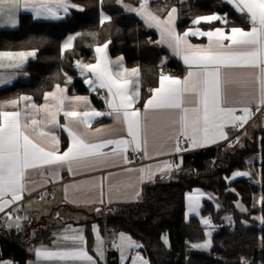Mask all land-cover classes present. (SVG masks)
Instances as JSON below:
<instances>
[{"label":"snow or ice","instance_id":"obj_1","mask_svg":"<svg viewBox=\"0 0 264 264\" xmlns=\"http://www.w3.org/2000/svg\"><path fill=\"white\" fill-rule=\"evenodd\" d=\"M103 3V0H100ZM121 7L139 16L150 28L158 30L159 44L166 46L174 56L182 59L188 67L183 78L161 74L159 86L151 89V97L144 103L143 111L136 107L139 103V69H127L122 59L116 61L117 67L107 54L110 41L95 48L96 63L75 62V67L83 77L90 90L99 93L106 90L102 97L109 109L102 113L95 109L77 110L76 104L85 102L90 105L86 96L67 95V88L55 85V91L45 93L44 104L38 106L32 97L21 96L8 102L15 110H4L0 106V213L12 208L23 200L28 191V174L35 169L66 168L73 173L76 168H96L111 157H119L124 163H131L127 155L129 149L140 153L148 159L149 135L152 122L163 119L174 135H168V140L175 141L174 153L187 151L180 144L183 138L185 145L192 148L207 147L220 141L228 140L226 129L243 128L254 115L253 108L230 106L226 98L227 75L224 69L244 68L257 70L259 97L255 111L264 107V0H225L234 11L243 16L250 25L248 29L239 26L227 27L230 23L227 13H214L196 16L192 20L194 26L201 23L213 24L220 22L222 27L203 30L200 27H190L183 32L178 31L176 21L178 9L171 7L166 17L161 18L150 10V0H140L138 8L124 5ZM78 6L72 0H0V28L17 27L21 11L30 12L36 19L59 20L66 16L70 8ZM83 10V9H79ZM112 17L101 15V24L111 21ZM79 35V34H77ZM206 38V44H192L189 37ZM76 35L69 36L62 45V54L73 48ZM36 51H0V70L22 69L28 59L34 58ZM15 73L4 74L0 71V86L10 84ZM68 77V82H71ZM71 105L65 108V104ZM242 115H237V112ZM63 115L68 123L61 124L58 117ZM109 116L122 121L126 127L127 137L107 139L100 142H90L85 139L86 133L78 132L73 125H83L90 128L95 117ZM46 121V125L42 123ZM40 132L42 136H52V147L46 148L29 135L27 129ZM51 126V127H48ZM48 128L45 131V128ZM52 128L66 131L70 144L66 151H59L60 140L52 132ZM100 131V129H97ZM238 139V138H237ZM111 151H105V149ZM157 155L166 153L158 151ZM171 154V153H169ZM180 165L165 161L155 168H141L138 171L142 178L151 181L156 172L167 171L169 174L179 170ZM126 171H137L128 168ZM44 174L43 172L41 173ZM52 177L58 172L52 171ZM247 171H237L233 178L250 177ZM9 197V198H6ZM43 198V194H42ZM207 198L204 192L197 189L186 194L187 210L190 215L201 216L202 200ZM103 203V199L100 200ZM264 206V195L259 198ZM238 207L240 205H237ZM219 208V205H217ZM100 211L99 208L96 209ZM247 211V209H242ZM18 209L7 212L11 219ZM27 217L15 215V221L6 227L22 229ZM264 224V216L257 217ZM202 223L212 228L210 217L201 216ZM95 248H88V240L84 229L66 226L59 239L71 243V247L56 250L43 245L35 249L37 261H49L53 264H103L106 255V241L101 236L98 226H94ZM211 231L208 235L211 237ZM111 247L118 250L121 264L129 260V251L142 247L130 235L121 232L118 239L111 242ZM193 248L209 249L211 239L203 244H193ZM130 264H150L139 252L131 258Z\"/></svg>","mask_w":264,"mask_h":264},{"label":"trees","instance_id":"obj_2","mask_svg":"<svg viewBox=\"0 0 264 264\" xmlns=\"http://www.w3.org/2000/svg\"><path fill=\"white\" fill-rule=\"evenodd\" d=\"M119 1L103 0L101 4L100 0H72L78 7L62 21H35L25 14L21 15L17 29L0 31L1 51H36L24 75L1 89L0 98L25 94L39 104L45 93L57 84L64 85L68 77L73 79L69 86L71 93H86L75 61L92 58L95 47L109 41L111 56H122L128 67L139 68L142 101L147 98L149 88L157 87L164 70L181 75L183 66L178 60L171 58L164 62L169 53L156 45L157 34L147 30L136 15L128 14ZM122 1L139 4V0ZM160 3L166 10L173 6L178 9L180 32L194 17L214 13H227L232 20L229 25L242 23L222 0H160ZM102 11L112 17L111 21L101 24ZM71 34L77 36L75 44L62 54V42ZM259 145L260 184L245 178L228 182L233 172L244 170L248 156L258 151ZM178 163L180 168L174 180L147 186L140 201L111 206L106 219H99L102 231L131 235L141 243L150 264H264V224L257 219L264 216V206L258 201L264 195V123L261 133L253 128L237 146L226 144L198 151L182 156ZM194 188L214 195L219 205L216 209L213 203L205 201L201 216L210 217L216 224L229 225L214 233L209 253L192 247L206 240V229L200 219L185 218V194ZM240 204L243 207L237 206ZM86 236L88 247L92 248L94 236L90 224ZM51 241V231L43 221L26 222L22 229H17L6 227L0 218V262L26 264L30 247Z\"/></svg>","mask_w":264,"mask_h":264},{"label":"crops","instance_id":"obj_3","mask_svg":"<svg viewBox=\"0 0 264 264\" xmlns=\"http://www.w3.org/2000/svg\"><path fill=\"white\" fill-rule=\"evenodd\" d=\"M222 1L225 3V0H222ZM139 4H140V0H139ZM152 8H155L158 12H154L151 8L150 10L156 15L160 16L161 18L166 17L168 11L170 10V9L166 10V7L160 3V0H154L152 3ZM73 9L75 8H70L69 14L66 16L61 12V16L63 18L59 20H50V19H42V18L36 19L34 18V15L32 13L21 11L18 17L19 23L17 27L0 28V31L17 29L20 24L21 15H25V14L30 15L35 21H62L71 14ZM231 9L234 11L232 7ZM235 14L238 15L242 23L238 25L228 24L227 27L239 26V27L248 29L250 25L246 22L245 18L237 14L236 12ZM137 17L142 21V19L139 16ZM177 23H178V19L176 21V26H177ZM217 23L218 22H215L211 25L201 23V25L199 26H194L191 23L186 29L190 27H200L203 30H209L210 28L224 26L220 22L219 24ZM144 25L147 26L145 23ZM150 30H152L153 32L157 34L156 42L157 44H159L158 41L160 39V36H159L158 30L154 28H150ZM72 35H75V34H71L69 36H72ZM69 36H67L63 40L62 45ZM75 41H73V46L75 44ZM189 41L192 44H206L207 43L206 38H201V37L190 36ZM102 45H98V46H102ZM159 45L161 46V48H164L165 50H167L169 55H171L172 58L178 60L183 66V73L181 75L171 73L167 70H164L162 74L173 76V77H180V78L185 77L188 72V67L183 63L182 59L178 56H174L172 52L166 46L161 45V44ZM109 46H110V43H109ZM107 54L110 60L113 62L112 66L115 69L117 67L115 62L123 57L122 56H115V57L111 56L109 54V47L107 49ZM32 59L34 58L30 57L22 69L0 70V71H3L4 74L15 73V78L13 79V81L10 84L0 86V90L5 87L11 86L19 77L23 76L25 73V69L28 66V63ZM76 61H80L86 64L96 63L97 62L96 52H94V56L92 58L83 57V58L76 59ZM164 62H168V61H164ZM122 63H123V66L127 69H133V68L139 69L138 67H128L124 59H122ZM76 70L78 73V77L84 82L83 77L80 76L77 68ZM224 72L226 73L227 80H228V83L226 84L227 103L230 106H235L237 108H241L244 106L251 107L252 105L256 104V101L258 100V97H259V85H258L257 78H256L257 70L244 69V68H233V69H224ZM72 81L73 79H71V82H68L67 80V82L64 85H60L61 87L67 88L68 90L67 95L86 96L89 98V101H90V105L85 102L77 103L76 104L77 110H87V109L92 108L102 113L109 111L106 103L102 99V97L106 95V90L101 89L99 90V93L93 92L90 90L89 86L84 82V84L87 87L86 93H83V94L71 93L69 91V86L72 83ZM158 86H159V83L157 87ZM139 88H140V98H139V103L136 105V107L140 108L143 111V105L151 97L152 92L149 91V89H151L149 88L147 98L144 101L141 100L142 95H143V86H142V77H141L140 70H139ZM53 91H55V88L49 92H53ZM21 96H29V95L23 94V95L13 96L9 98H0V106H3L4 110H8V111L15 110L12 107L8 106V102L14 99H18ZM95 97L97 100L95 99ZM97 101L99 103H97ZM44 102L45 101L43 99L41 103L39 104L36 102L35 103L38 106H40V105H43ZM69 107H71V105L66 103L65 108H69ZM58 119L61 124L68 123L66 119L63 117V115H60ZM42 123L46 125L47 122L42 121ZM48 127H51V126H48ZM73 127L80 133H86L85 139H87L90 142H100V141L107 140V139L127 137V131H126V127L124 123L122 121L116 120L114 117H109V116L95 117L91 123L90 128H85L83 125H73ZM253 128L254 126L250 128L249 133L253 130ZM97 129H100V131H97ZM227 129H226V132H227V135L229 136V132ZM44 130L47 131L48 128L46 127ZM27 131L29 135L31 136V138L34 139L35 141L43 144V146H45L46 148L50 149L52 147L53 141H52L51 135L42 136L40 135L39 131L33 133L31 126H29ZM52 132L55 136L59 137V140H60L59 151L61 153L63 151H66L70 144V140H69V137L66 131L60 128H52ZM168 135H174V133L172 132L171 128L166 124V122L163 119L157 118L155 121L152 122V129L149 135V148H148V154L152 156V159H148L143 156V163L139 165L131 166L128 163L127 164L124 163L119 157H111L104 164L98 165L96 168H76L73 173H69L66 170V168H57V169L46 168V169L30 170L28 174V189L29 190L25 192L23 200L18 201L16 204L12 206V208L6 209L5 213H0V218L2 219L5 225L13 223L15 221V215H19L21 217L28 218L26 221H23V223L32 222V221L33 222L43 221L45 228L51 231V234H52L51 243L39 244L35 247H30L28 249L29 255H28V260L26 264H53V262H49V261H37L35 257V249L37 247H40L41 245L49 249H52V250L65 248V247H71L72 245L70 242H66L62 239H59L57 234L62 233L65 230L66 226H70L71 228L82 227L86 235V228L88 224H90L92 232H93V236H94L93 246L92 248H89V247L88 248L90 250H93L95 248V232L93 231V229H94V226H98L101 236L106 241V255H105V260L103 261V264H113V263L121 264L120 254L118 250L111 247V242L114 240H117L118 234L121 232H114V231H109V230L102 231L101 225L99 223V219L100 218L104 220L106 219V214L109 212V208L111 206L128 204V203L140 201L143 196L144 190L147 186L154 185L159 182L172 181L175 179L178 170H174L170 174L167 171L156 172L151 181H148L146 177L142 178V174L138 171L141 168H148L149 166H152V168H155L158 165H163L165 161H168L174 164L173 157L177 155L174 153L175 141L168 140L167 138ZM226 142L227 140H223V141L218 142L217 144L210 145L207 147L193 148V150L195 153V152L203 151L209 148L226 145ZM105 151H111V149L110 148L105 149ZM129 151H132V150L129 149ZM158 151L166 153V154L157 155L156 153ZM177 164L179 165V163ZM128 168L135 169L137 171H131V172L126 171V169ZM256 169L257 170H254L253 173L250 170H245V169L238 170V171L250 172L251 173L250 177L233 178L234 173L237 172L235 171L231 174L230 177L227 178V181L233 182L241 178H245L249 180V178H253V175L256 176L257 172L259 174L258 177L260 179V173H259L260 167L256 166ZM52 171L58 172V176L52 177L50 175ZM42 172L44 173L43 175L41 174ZM257 182H258L257 184H260V180H257ZM197 189L204 192L207 196L213 197V199L211 200H208L207 198L203 199L202 200L203 206H204L205 201H209L215 205L216 209H219L217 208L218 203L216 202V197L214 195L210 193H206L201 188H194L193 190L189 192H194ZM41 190H46L47 192H51V191L54 192V199L52 201H47V200L45 201V199L40 198L39 192ZM186 194H185L186 221H189L192 217H196V218H199L202 223L201 216H196L194 214L190 215L188 213ZM6 198H9V197H6ZM101 199H103V203H100ZM97 208L100 209L99 212H97L96 210ZM14 209H18V211L15 213V215L11 219H9L7 217V212L13 211ZM202 225L204 224L202 223ZM209 231L211 230H206V240L204 242L211 239V247L207 250L200 249V248H194V249H197L205 253L210 252L213 246L212 239H213L214 234L211 231L212 234H211V237H209L208 235ZM125 234L129 235L128 233H125ZM134 240L141 245L139 241H137L136 239ZM204 242L198 243V244H203ZM137 251L144 259L148 260V258L142 252V247H141L139 249L129 251V260L126 261L125 264H130L131 258L136 255ZM0 264H13V263L10 261H2L0 262Z\"/></svg>","mask_w":264,"mask_h":264},{"label":"built area","instance_id":"obj_4","mask_svg":"<svg viewBox=\"0 0 264 264\" xmlns=\"http://www.w3.org/2000/svg\"><path fill=\"white\" fill-rule=\"evenodd\" d=\"M228 19H229L230 22L232 21L231 18L228 17ZM149 91H151V89H149ZM251 107L253 108L254 115L251 117V119L248 121V123L246 125H244L243 128L231 127L230 126L227 129L228 132H229V136H228V140H227L226 144L231 145V146H237L240 143V141L244 137H246L248 135L250 128L253 127V125H255V124L257 125L258 132L261 133L262 124L264 123V107H262L260 109V111H255L256 104L252 105ZM236 114L237 115H242V113L239 112V111ZM180 144L182 146H186L188 148V150L187 151H182L181 153H179L176 156H174L173 157L174 164H177L178 163L177 160L179 158H181L182 156L194 153V150L190 146V144L189 145H185V142H184L183 138H181ZM127 155L129 156V158L131 160V163H128L129 165L135 166V165H139V164L143 163V155L142 154L135 153V152H132V151H128ZM42 194H43V198H42ZM39 196L42 199L46 198V200H52L54 198V194L50 193V192H47L46 190H41L39 192ZM212 224L214 225V227H212V228H209V227H207L205 225H203V226L205 227V229L213 230L214 233H218L222 228H226V227L229 226L228 223L216 224L213 220H212Z\"/></svg>","mask_w":264,"mask_h":264},{"label":"rangeland","instance_id":"obj_5","mask_svg":"<svg viewBox=\"0 0 264 264\" xmlns=\"http://www.w3.org/2000/svg\"><path fill=\"white\" fill-rule=\"evenodd\" d=\"M153 1L154 0H150V4H149V7L154 11V12H158L155 8H152V3H153ZM122 3L124 4V5H128V6H130V7H132V8H138L139 6L138 5H140V4H138V5H132V4H129V3H125L124 1H122ZM119 4H120V6H121V3H120V1H119ZM166 7V6H165ZM128 14H131V15H135V13H133V12H130V11H126ZM102 13L103 14H106L104 11H102L101 12V15H102ZM146 29L147 30H149V31H152V30H150V28L148 27V26H146ZM69 36V35H68ZM107 43V42H106ZM156 45L158 46V47H161L159 44H157V42H156ZM23 51V50H22ZM24 51H32V50H24ZM172 57H171V55H167L166 57H165V59H164V61H169L170 59H171ZM254 126V128H257V125L255 124V125H253ZM261 158H262V153H261V147H260V145H259V149H258V151H254L253 153H251L249 156H248V158H247V164H246V166H245V170H250L252 173L254 172V170H257L256 169V166H257V163L258 162H260V160H261ZM258 172L256 173V176L255 175H253V178H249V181H251L252 183H258L257 182V180H260L259 179V177H258ZM50 193H53L54 194V192H50ZM54 199V198H53ZM52 199V200H53ZM52 200H47V201H52ZM45 201H46V198H45ZM259 201V200H258ZM240 206L241 207H243V205L242 204H240ZM206 230H208V229H206ZM209 230H211V229H209ZM212 231V233H214L213 232V230H211ZM221 258V257H220Z\"/></svg>","mask_w":264,"mask_h":264}]
</instances>
